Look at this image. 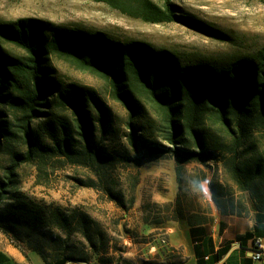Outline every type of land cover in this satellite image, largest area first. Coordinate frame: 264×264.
<instances>
[{
  "label": "trees",
  "instance_id": "trees-1",
  "mask_svg": "<svg viewBox=\"0 0 264 264\" xmlns=\"http://www.w3.org/2000/svg\"><path fill=\"white\" fill-rule=\"evenodd\" d=\"M93 1L148 24L177 23L224 39L216 30L179 14L171 0L162 6L152 0ZM6 45L23 53L13 54ZM51 56L108 84L112 98L128 113L126 139L134 156L118 158L101 146L97 135L111 132L108 105L94 88L56 79ZM156 135L164 144L156 141ZM261 138L264 141V47L220 62L183 60L147 43L98 31L34 18L0 20V151L10 160L0 176V203L9 202L0 212V229L14 237L45 235L40 229L46 225L43 209L18 190L17 171L25 164L36 167L40 182L50 162L94 169L106 184V193L121 203L104 182L117 163L139 168L149 159L172 156L179 178L183 163L215 158L241 192L256 196L254 207L261 209ZM85 186L97 185L90 179ZM226 186L210 184L216 207L223 214H242L225 195ZM179 197L173 219L185 216ZM245 202L241 197L238 205ZM31 247L49 263L89 262L60 255L50 258Z\"/></svg>",
  "mask_w": 264,
  "mask_h": 264
},
{
  "label": "rangeland",
  "instance_id": "rangeland-1",
  "mask_svg": "<svg viewBox=\"0 0 264 264\" xmlns=\"http://www.w3.org/2000/svg\"><path fill=\"white\" fill-rule=\"evenodd\" d=\"M152 1L160 6L164 2ZM171 1L179 14L216 30L224 39H213L177 23L148 24L93 0H0V20L34 18L55 25L98 31L121 40L147 43L177 54L183 60L220 62L251 55L264 47V0ZM5 48L13 54L23 53L8 45ZM50 62L56 79L94 88L108 105L111 132L97 135L101 146L118 158L134 156L135 151L130 149L126 139L128 113L112 98L108 84L54 56ZM155 139L164 144L160 136L156 135ZM260 148L264 150L262 138ZM9 163V156L1 150L0 176ZM46 168L41 182L33 164L22 165L17 171L21 196L43 209L46 225L40 229L45 235L35 234L28 238L24 234L17 238L1 229L0 234L26 253H36L31 246H37L50 258L60 255L89 261L95 258L107 264H168L160 259V262L157 259L147 262L154 255L151 246L156 235L161 234L152 232L150 226L175 217L178 195L184 215H193L194 211L210 213L212 206H216L211 183L227 185L225 195L233 200L236 211L248 214L255 208L256 196L241 192L215 158L183 163L179 178L172 156L149 159L139 168L117 163L104 182H108L113 193L121 197V203L106 193V184L103 186L98 180V172L94 169L53 162ZM90 179L95 181L96 187L85 186ZM172 189L177 191L174 201L163 202ZM241 197L246 198L243 207L238 205ZM8 203H0V212L6 211ZM206 218L208 216L202 217ZM161 238L165 236L161 235Z\"/></svg>",
  "mask_w": 264,
  "mask_h": 264
},
{
  "label": "crops",
  "instance_id": "crops-1",
  "mask_svg": "<svg viewBox=\"0 0 264 264\" xmlns=\"http://www.w3.org/2000/svg\"><path fill=\"white\" fill-rule=\"evenodd\" d=\"M177 191L172 189L163 202H173ZM151 227L156 235L151 246V259L168 264H264L253 259L254 240L264 241V207L248 214H223L216 206L210 213L194 211ZM208 216L206 220H199ZM161 235L166 243H161ZM160 259V260H159ZM0 264H102L93 258L89 262H46L36 253H26L0 234ZM113 264V263H112Z\"/></svg>",
  "mask_w": 264,
  "mask_h": 264
},
{
  "label": "built area",
  "instance_id": "built-area-1",
  "mask_svg": "<svg viewBox=\"0 0 264 264\" xmlns=\"http://www.w3.org/2000/svg\"><path fill=\"white\" fill-rule=\"evenodd\" d=\"M161 243L165 244L166 239L162 238ZM252 256L254 260L264 262V241L261 238L254 240Z\"/></svg>",
  "mask_w": 264,
  "mask_h": 264
}]
</instances>
